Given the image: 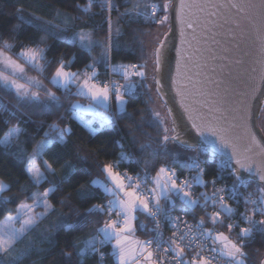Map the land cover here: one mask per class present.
<instances>
[{"label":"snow or ice","instance_id":"6c2138e0","mask_svg":"<svg viewBox=\"0 0 264 264\" xmlns=\"http://www.w3.org/2000/svg\"><path fill=\"white\" fill-rule=\"evenodd\" d=\"M5 2L0 0V4ZM94 5L100 12L93 15L102 16L95 27L87 21L73 27L80 17L67 13L60 23L35 12L25 14L22 5L6 13L15 16L17 22L7 29L0 27V85L15 91L17 111L38 107L55 113L63 106L56 92L38 78L45 73H49L45 79L64 94L88 100L86 106L70 103L66 109L69 122L61 116L59 123L50 124L31 153L25 154L20 147L26 130L19 124L0 137L5 154L23 161L27 176L24 184L15 181L23 199L4 195L11 192L12 184L0 179V264H22L35 252L54 248L58 233L86 228L91 230L82 237L73 238L70 244L65 241L61 257L71 262L75 252L77 264H83L86 255L103 258L105 253L100 248L111 245L115 264H251L246 249L257 234L264 242V127L258 123L264 114V0H229L227 5L211 0H124L123 12L117 0H87L86 4H76L75 9L87 13ZM225 6L234 9L237 17L233 20L235 28L228 32L232 48H224L223 55L211 48L193 49L192 40L200 43L197 29L202 30L205 43L209 39L220 43L215 32L206 35L211 30L204 26L223 27L209 18L217 15L213 9ZM114 11L118 13L115 22ZM124 17L130 22L142 17L148 23L151 19L156 25H167L169 33L174 23L178 24L180 46L172 44L167 34L161 39L159 28L155 33L132 29L131 41L123 40L126 33L118 25ZM98 30L103 31V37ZM22 31L30 33L26 40L20 39ZM249 31L255 33L259 47L255 57L246 61L250 52L241 45ZM32 33L40 35L36 38ZM143 37L150 39L146 43ZM14 41L20 49L15 54ZM61 45L87 55L61 50ZM132 45L139 46L142 62H114L117 55L132 53ZM96 49L100 52L93 55ZM205 51L209 55L205 56ZM209 60L220 63L209 69ZM27 68L38 76H29ZM257 71L258 81L252 75ZM112 75L119 79H112ZM140 89L148 93L146 107L129 112L127 105L137 99ZM257 102L260 106L254 110ZM176 104L182 111L176 112ZM98 107L112 114L97 113ZM3 111L16 115L7 105ZM84 112L99 116V129L84 121ZM122 115L130 120L124 126L130 142L127 147L120 145L117 156L100 160V148L74 145L75 161L68 158L71 120L80 121L95 136L98 131L114 128ZM59 146L65 151L53 150ZM201 153L207 154V163L216 164L211 175L200 159ZM46 155L49 159H43ZM122 165L135 166L136 170H122ZM186 171L189 175L185 176ZM76 176L89 177L73 189L79 205L88 206L81 212L73 205L66 213L63 208L71 204L72 193H64V186ZM225 176L231 178V184L219 183ZM45 184L48 186L43 187ZM252 185L253 190L247 191ZM197 188L204 190L197 193ZM93 200L98 202L89 203ZM9 204H15L14 211L7 207ZM240 206L243 211H238ZM197 209L203 215L191 224L185 217ZM176 210L179 215L173 214ZM53 216L55 219H50ZM237 218L246 226H240ZM45 220L48 224L42 227ZM165 225L171 233L167 238ZM217 225L227 231H218ZM138 229L149 233L150 238H136ZM21 243L23 247H17ZM42 244L48 249L39 247ZM254 254L258 264H264V252L256 248Z\"/></svg>","mask_w":264,"mask_h":264},{"label":"trees","instance_id":"16d2710c","mask_svg":"<svg viewBox=\"0 0 264 264\" xmlns=\"http://www.w3.org/2000/svg\"><path fill=\"white\" fill-rule=\"evenodd\" d=\"M146 2L149 3H162V0H146ZM87 0H6L5 3L0 4V27L7 29L12 24H15L17 21L15 19V16H8L6 13L13 12L15 10V7L17 6H23L25 8V14L29 12H35L38 16H43L45 19L54 20L56 23L62 22L64 19L65 13L73 16H79L80 19L73 22V27H76L80 25L81 23L87 21L91 26L95 27L100 20L102 19V16H94L93 13H99L100 8L98 5H94L91 12L84 13L80 10L75 9L76 4H86ZM117 3L121 5L119 11H124V0H117ZM127 7H131V4H128ZM57 11H59V15H57ZM162 15V13H160ZM118 13L113 12L112 13V20L115 22L117 20ZM120 26L123 31L126 33V35L123 36V40L125 41H131V33L132 29L139 28L141 30L151 29L152 31L156 28V24L152 23L151 20H149L148 23H145L143 18L141 17L136 22H130L128 17H124L120 20ZM30 33L27 31H22L20 35L21 40H26ZM36 38L40 34L38 33H32ZM98 35L100 37H103L104 33L103 31L98 30ZM143 39L146 42L147 37H143ZM16 43V47L13 49V54L18 52L19 49V43L17 41H14ZM61 50L76 52L77 55H84L86 56L87 53H81L78 48L71 47L68 49H65L63 45L60 46ZM132 53H121L115 57L116 63H127V62H142L140 57V50L138 45H132ZM100 52V49H96L93 53V55H98ZM52 56V53H49V57ZM77 67H82V65L78 64ZM75 70V69H74ZM101 72H103V68L100 69ZM49 73H45V76H48ZM45 76H40L48 85L52 87V91L56 92L57 96L60 98V103L63 105L59 108L58 111L55 113H49L47 111L42 110L38 107H22L19 111L16 110L14 107L17 103V97L15 95V92L11 89H3V86L0 85V137L4 135V133L12 126H15L19 124V126L22 129L26 130V135L21 136V143L20 147L24 149V152H28L31 150L36 143L44 137V133L48 131V126L52 124L53 122L59 123V118L63 116L65 118L66 122H69L67 120V113L66 109L68 108L70 103H73V101L78 97L75 95H66L63 93L62 90H58L55 86L50 84L48 82V79H45ZM148 99V93L145 89H140V94L138 95L137 99L127 105L128 111L132 112L134 109H141L145 108L146 104L145 101ZM23 103V102H21ZM7 105L8 108L12 111L16 112L15 116H12L10 112H4L3 106ZM113 109L116 111V107L113 103ZM137 115L139 113L137 112ZM70 123L73 127V134L68 138L69 139V146L66 150L68 158H72L75 161V148L74 145H81L85 148H100L101 153L99 156L100 160H103L105 156L109 158H114L119 154L121 151V147L119 146L123 144L125 147L128 146L130 142V137L128 135V130L126 127H124L126 124L130 123L129 118L126 115H122V118L118 119L117 124L114 128L111 129H105L98 131L95 136H91L90 133L75 119L71 120ZM259 124L261 127H264V114H261L259 117ZM61 127H63V124H61ZM97 127V129H99ZM149 131H152L149 129ZM28 140L29 142L25 143V140ZM15 149H13L14 151ZM54 151H65L63 149V146H59L57 148L53 149ZM189 154V153H188ZM195 154V153H194ZM190 153L189 155H194ZM207 154L201 153L200 159L202 162H204V166L209 168V175L212 174V172L216 169V164L207 163ZM43 159H49V156H44ZM38 164L41 163V160H37ZM57 168H59V165H55ZM83 167V165H80ZM89 166L92 167L91 160L89 161ZM124 167H129V170L132 172H135V166H128V165H122V169ZM94 171V169H93ZM95 174V172H94ZM58 178V177H57ZM207 178V177H206ZM0 179H3L5 182L11 183L12 188L11 192H5L4 195H19L20 199H23V194L18 193V185L15 184L16 180H19L20 184H24L27 181V176L24 171V162L19 160L16 156L9 154H5V150L0 146ZM89 179V177L86 176H76L73 178V180L69 181L64 186V193H72L71 197V204L68 207H64V212H69V207L75 205L79 208V210L82 212L84 207H87L88 205H79L77 197L75 195V192L73 191L74 187L78 186L80 183H85V181ZM230 179V178H229ZM48 185L45 184L43 187H47ZM35 190V189H33ZM43 188H41V191ZM202 188H197V193L199 191H203ZM210 191V189H209ZM58 199V197H57ZM31 203V201H27ZM98 201L93 200L89 203H96ZM57 208L59 209L61 206L57 203ZM8 208L12 209L14 211L15 204H9L7 205ZM176 212H179L176 210ZM71 215V213H70ZM203 215L201 211L198 209L194 213H189V217H200ZM3 218V215L0 214V219ZM50 219L54 220L55 216L50 217ZM73 219L75 217L73 216ZM149 223V222H148ZM48 224V220H45L43 222V226H46ZM148 225V224H147ZM91 229L86 228L82 230H74L70 232H61L56 235L57 244L54 248H52L50 251L39 253L35 252L32 256L26 258L22 264H41V257H43L42 264H77V256L75 252L73 253V257L71 262L67 260V258L60 256V249L64 246L65 241H68L69 244L73 238H79L82 237L85 233L89 232ZM137 233L144 239L147 236V233L144 230L138 229ZM17 247H23V243L17 245ZM39 247L48 249L47 244H42ZM259 248L261 252H264V242L261 241V237L259 234H257L255 242L251 244L246 251L250 253V260L251 264H258V258L254 254V249ZM102 252L105 253V259L104 261L108 264H115V261L113 259V256L111 255V249L109 245H105L102 248ZM83 264H101L97 255H86L83 259Z\"/></svg>","mask_w":264,"mask_h":264},{"label":"water","instance_id":"95a60500","mask_svg":"<svg viewBox=\"0 0 264 264\" xmlns=\"http://www.w3.org/2000/svg\"><path fill=\"white\" fill-rule=\"evenodd\" d=\"M214 4H223L227 5L229 3V0H211ZM214 11H217V15L210 17L209 19L214 21L216 25H223V27L213 26V24H207L204 27L207 29H210V32H207L206 35L211 36L212 32H215L217 35L215 37L216 40H218L220 43L214 44L212 43L211 39L207 41V43L204 42V36L201 35V29H197V34L200 39V43L197 44L195 40H192V47L193 49L196 47H200L202 49H214L217 55H223V49L224 48H232V43H229L231 41V36L228 34L229 29H234L235 24L233 23V20L237 19L235 15V10L230 9L227 6L220 8L218 10L213 9ZM227 21V23H226ZM189 36L188 39L191 40V30H188ZM167 34L168 39L172 41V44H174L176 47L180 46V35H179V25L174 23V28L172 32H168L167 25L164 26L162 31L160 32V38L164 39V35ZM187 48L188 46L185 45ZM241 47L245 51L250 52L249 57H245L246 61H251L252 58L255 57L257 49L259 47V41L256 40L255 33L249 31L248 35L245 38V42L241 45ZM191 51V50H190ZM171 57L173 58V63L175 59V52L172 51L170 53ZM204 55L207 56L209 53L207 51L204 52ZM220 61H208V68L211 69L214 65H218ZM247 66V65H246ZM257 68L259 69V66L257 65ZM252 75L257 77V81L259 78V71L257 73H253ZM174 95V93H172ZM260 105L257 102L254 105L255 108H258ZM176 112L182 111L179 107V104L175 105ZM259 123V121H258Z\"/></svg>","mask_w":264,"mask_h":264},{"label":"built area","instance_id":"2783aa9c","mask_svg":"<svg viewBox=\"0 0 264 264\" xmlns=\"http://www.w3.org/2000/svg\"><path fill=\"white\" fill-rule=\"evenodd\" d=\"M160 15H161V14L158 13V16H160ZM150 20H151V19H150ZM151 22H152V20H151ZM152 23H153V22H152ZM128 63H139V62H127V63H125V64H128ZM102 78H103V77H102ZM111 78H112V79H119V77H118L117 75H112ZM137 79H138V78H137ZM121 82H123V81H121ZM96 112H97V113H100V114H103V115H111L112 112H115V111H114L113 107H112V112H108V111H106L103 107H99V108L96 109ZM82 115H83V119H84V121H86V122H91V126H92L93 128H97V127L100 126V118H99V116H94L93 113L88 114V115H86V114L83 113ZM76 121L80 123V121H78V120H76ZM80 124H81V123H80ZM81 125L84 127L83 124H81ZM84 128L88 131V129H87L86 127H84ZM88 132H89V131H88ZM119 146H120V143H119ZM206 156H207V155H206ZM122 170H123V169H122ZM133 173H134V172H133ZM183 175L186 176V175H189V173L186 171ZM182 178H183V177H182ZM225 182L228 183V184H231V178L229 179V177L225 176L224 180H221L219 183H220V184H223V183H225ZM254 187H255V185H252V187L248 188L247 191H252ZM241 191H245V190L242 188ZM233 206L235 207L236 205L234 204ZM211 210H212V209L210 208L209 211H211ZM243 210H244V209H243V206L238 207V211H243ZM173 214H174V215H179L180 213L174 211ZM185 218H186V219L188 220V222L191 223V224H194V223L196 222V220L199 219V217H189L188 215H187ZM257 219H259V217H257ZM237 222L240 223V226H242V227H243V226H246L242 220H239V218H237ZM147 226H148L149 228L152 227V224H151L150 221H149V223H148ZM206 226H207V227H212L211 224H207ZM216 228H217L218 231H225V232L227 231L226 228H223V227H221L220 225H217ZM236 231H238V229H236ZM170 234H171V233H170L169 228L167 227V225H165V227H164V237L167 238ZM148 238H150V234H149V233H147V236H146L144 239H148ZM103 247H104V246H103ZM103 247L100 248V251H101V252H102V248H103ZM96 255H97V257H98V259H99V261H100L101 264H108V263H106V262L104 261V259H105V255H104L103 258H101L98 254H96Z\"/></svg>","mask_w":264,"mask_h":264},{"label":"rangeland","instance_id":"374dc122","mask_svg":"<svg viewBox=\"0 0 264 264\" xmlns=\"http://www.w3.org/2000/svg\"><path fill=\"white\" fill-rule=\"evenodd\" d=\"M157 28H159L160 29V32L162 31V29L164 28V26H159V25H157L156 26V28L152 31V32H156V30H157ZM150 38L149 37H147V39H146V43L148 42V40H149ZM26 71H27V74L29 75V76H38V73L36 72V71H34V70H32L31 68H27L26 69ZM38 78H40V79H42L40 76H38ZM43 80V79H42ZM149 83H151L152 81H151V72H150V70H149V81H148ZM44 83H45V85L49 88V89H51L52 90V87L50 86V85H48L45 81H44ZM12 90V89H11ZM12 91H14V90H12ZM15 92V91H14ZM75 102H78V103H80L81 105H84V106H86L87 104H88V100L87 99H85L84 97H82V96H78L74 101H73V103H75ZM115 107H116V109H117V106L115 105ZM99 108V107H98ZM84 114H86V115H88V114H91V112L89 113V112H84ZM13 127V126H12ZM11 128V127H10ZM41 140V139H40ZM39 140V141H40ZM35 147V146H34ZM33 147V148H34ZM33 148L31 149V150H29L28 152H26L25 154H27V153H31L32 152V150H33ZM190 153H192V152H189V154ZM192 154H194V153H192ZM36 163H38V161H36Z\"/></svg>","mask_w":264,"mask_h":264},{"label":"crops","instance_id":"0c3cea01","mask_svg":"<svg viewBox=\"0 0 264 264\" xmlns=\"http://www.w3.org/2000/svg\"><path fill=\"white\" fill-rule=\"evenodd\" d=\"M85 99H86V98H85ZM114 105H115V104H114ZM89 113H90V112H89ZM140 219H144V217L141 216ZM135 236H136V238H139V239L143 240V238L137 233V231H136V233H135ZM109 246H110V249H111V252H112L111 245H109ZM113 259H114V257H113Z\"/></svg>","mask_w":264,"mask_h":264}]
</instances>
